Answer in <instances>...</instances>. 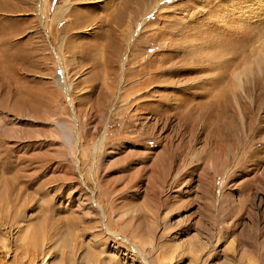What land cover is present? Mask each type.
<instances>
[{
    "label": "rangeland",
    "instance_id": "1",
    "mask_svg": "<svg viewBox=\"0 0 264 264\" xmlns=\"http://www.w3.org/2000/svg\"><path fill=\"white\" fill-rule=\"evenodd\" d=\"M263 16L0 0V264H264Z\"/></svg>",
    "mask_w": 264,
    "mask_h": 264
},
{
    "label": "bare ground",
    "instance_id": "2",
    "mask_svg": "<svg viewBox=\"0 0 264 264\" xmlns=\"http://www.w3.org/2000/svg\"><path fill=\"white\" fill-rule=\"evenodd\" d=\"M66 12H67V8L64 10V14H66ZM264 17V16H263ZM62 49V48H61ZM56 57H57V66L58 67H60L61 69H62V76H60V77H58L57 78V82L62 86V88L64 89V91H65V94H66V97H67V99H68V101L70 102V103H72L71 102V99H70V96H69V84L67 83V81H66V77H65V75H64V73H65V67L63 66V57H62V55L60 54H56ZM250 68V67H249ZM68 139V138H67ZM0 197H2V196H0ZM95 204H96V206L98 207V209H100L101 210V207H100V205L98 204V203H96L95 202ZM105 215L103 214V219L105 220ZM104 227L106 228V226L104 225ZM106 230H108L107 228H106ZM108 232L111 234V235H114V236H117V234H115V233H111L109 230H108ZM125 239V238H124ZM126 240H128L129 241V239H126ZM135 248V250H138L139 251V249H137L138 247H136V244H133V243H131ZM2 246V245H1ZM4 248H5V246H4ZM139 253H142V251L140 252L139 251Z\"/></svg>",
    "mask_w": 264,
    "mask_h": 264
}]
</instances>
